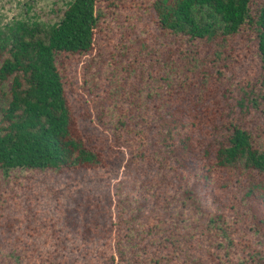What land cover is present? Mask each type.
<instances>
[{"label": "rangeland", "instance_id": "rangeland-1", "mask_svg": "<svg viewBox=\"0 0 264 264\" xmlns=\"http://www.w3.org/2000/svg\"><path fill=\"white\" fill-rule=\"evenodd\" d=\"M70 1L0 0V29L56 23ZM153 2L97 0L93 51L59 58L104 163L0 171V264H264V172L215 163L233 124L264 146L254 23L192 39Z\"/></svg>", "mask_w": 264, "mask_h": 264}, {"label": "trees", "instance_id": "trees-1", "mask_svg": "<svg viewBox=\"0 0 264 264\" xmlns=\"http://www.w3.org/2000/svg\"><path fill=\"white\" fill-rule=\"evenodd\" d=\"M96 1L71 0L60 20L50 25L16 21L0 29L3 173L16 168L62 170L103 165L101 151L87 145L78 126L58 66L60 57L93 51ZM249 3L250 0H154L153 7L163 28L209 42L220 38L224 43L252 21L264 68V3L255 18L249 13ZM261 83L264 102V75ZM231 127L227 141L215 150L216 165L264 172V146H253L246 130L235 124Z\"/></svg>", "mask_w": 264, "mask_h": 264}]
</instances>
